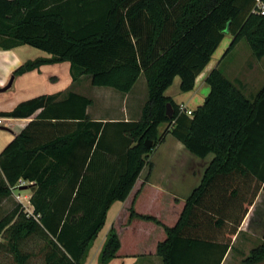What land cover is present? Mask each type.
I'll use <instances>...</instances> for the list:
<instances>
[{
    "label": "trees",
    "instance_id": "trees-1",
    "mask_svg": "<svg viewBox=\"0 0 264 264\" xmlns=\"http://www.w3.org/2000/svg\"><path fill=\"white\" fill-rule=\"evenodd\" d=\"M257 5V0H0V49L30 46L52 56L24 63L13 78L69 62L74 82L87 78L122 94L141 75L147 83L139 121H92L87 114L92 99L72 91L0 113L31 119L0 153V205L21 182L34 189L31 212L17 203L0 215V264H31L38 257L43 264H84L112 204L129 197L143 170L152 168L148 156L169 134L196 157L214 158L178 224L166 228L158 255L163 264H222L264 188V88L250 100L214 68L206 78L210 94L191 117L166 91L177 77L182 93L193 91L226 34L233 40L225 55L245 40L255 58L263 59L264 14ZM163 124L168 128L160 134ZM147 140L154 142L150 149ZM120 247L112 230L101 264L116 258ZM262 261L264 239L244 263Z\"/></svg>",
    "mask_w": 264,
    "mask_h": 264
},
{
    "label": "crops",
    "instance_id": "crops-1",
    "mask_svg": "<svg viewBox=\"0 0 264 264\" xmlns=\"http://www.w3.org/2000/svg\"><path fill=\"white\" fill-rule=\"evenodd\" d=\"M232 40L231 34L225 35L211 62L197 78L193 91L188 93L170 92L173 86H178V88L180 86V78L177 77L173 86L166 91V96L176 104L183 105L188 111L193 112L202 106L211 91L206 83V78L214 68L221 67L224 57L228 55L225 53ZM27 47L30 46H20L11 50L0 49V113L10 112L18 104L42 95L72 91L92 99L93 104L87 109V114L92 121L106 123L139 121L141 119L142 110L147 100V83L142 81L144 75H141L128 94L119 95L112 91L113 88L101 87L102 89L97 91L98 95L109 99L107 105L109 107L105 108L106 112L104 113L96 112L97 97L91 96L90 88H88L91 81L86 78L74 82L69 62L44 64L34 71L13 78V73L17 68L28 61L37 60L32 56L37 54ZM46 54L39 57L41 59L52 58L51 55ZM138 86H141L139 91ZM85 87L88 88L87 92H85ZM2 119L11 123L8 128L12 132L13 138L31 120ZM213 158L212 154L205 159L196 157L187 151L180 141L169 134L153 155L152 168L148 166L147 176L142 175L143 170L129 197L123 202H115L109 209L102 231L107 230L96 254L98 261L110 232L115 230L121 247L116 258L108 264H163L162 258L158 255V246L167 240L166 228H174L178 224L187 200L201 185ZM28 189H31V198L34 189L33 187ZM133 211L138 215L154 217L161 225L134 216ZM229 224L231 225V223ZM263 239L264 188L259 192L234 235L231 247L222 264H245V259L262 243ZM257 264H264V261Z\"/></svg>",
    "mask_w": 264,
    "mask_h": 264
},
{
    "label": "rangeland",
    "instance_id": "rangeland-1",
    "mask_svg": "<svg viewBox=\"0 0 264 264\" xmlns=\"http://www.w3.org/2000/svg\"><path fill=\"white\" fill-rule=\"evenodd\" d=\"M230 47V46H229ZM30 51L34 52V54L37 55H32L33 58L39 59V56H44L47 55L45 52L32 48V47H27ZM226 54V53H225ZM224 62L222 63L220 69L222 70L223 74L232 82L236 83L237 86L243 91L245 96L253 100L259 93L260 91L264 88V58L263 59H257L253 55L248 43L244 40L241 41L231 52L228 53L227 56L224 57ZM41 59V58H40ZM86 79V78H82ZM142 81L146 83L145 78H142ZM89 93L91 96L95 95L97 97V106H96V112H106V107L109 104V99L107 97H100L98 95V92L101 87H94L92 84L88 86ZM88 88L85 87V92L88 91ZM141 88V86H138V91ZM95 89V93L94 92ZM115 93L119 95H123L122 93L112 89ZM180 92V89L178 86H173V88L170 90V92ZM114 105V104H112ZM111 105V106H112ZM110 106V107H111ZM109 107V106H108ZM107 107V108H108ZM181 107V105H179ZM115 111V110H114ZM185 109V113H186ZM6 124V125H5ZM4 125L0 126V153L4 150V148L13 140V134L9 130L7 125H10L11 123L7 122ZM2 127H5L7 129H2ZM168 128L167 124L161 125L159 128V133L162 134L166 129ZM158 148V147H157ZM157 148L148 156L147 161L151 163L152 157L157 151ZM149 170L148 166L144 169L143 176H147ZM28 183H25L24 186L20 187L22 189H14L13 194L10 198L6 199L3 201V203L0 205V215L5 214L12 208L17 203H21L24 207V209L28 212H31L33 210L31 204H30V193L31 189H28L29 187ZM28 189V190H25ZM107 230V229H106ZM102 231L100 234L98 240L92 247L88 261L85 262L84 264H101L100 258L99 261L96 258L97 250L99 247V244L101 243V239L104 236L105 231ZM30 250L35 249V245H29L27 247ZM6 264V262H3ZM31 264H43V261L41 257H38L36 259H33Z\"/></svg>",
    "mask_w": 264,
    "mask_h": 264
},
{
    "label": "built area",
    "instance_id": "built-area-1",
    "mask_svg": "<svg viewBox=\"0 0 264 264\" xmlns=\"http://www.w3.org/2000/svg\"><path fill=\"white\" fill-rule=\"evenodd\" d=\"M257 2H258V8L260 9V12L262 13V14H264V4L261 2V0H257ZM180 109H181V111H185V107L183 106V105H181V107H180ZM186 114L188 115V116H192V111H186ZM8 121L7 120H5V119H2V118H0V126H2V125H4L5 123H7ZM6 125V124H5ZM4 125V126H5ZM8 126V125H7ZM25 185V182H21L20 184H19V186L18 187H22V186H24Z\"/></svg>",
    "mask_w": 264,
    "mask_h": 264
},
{
    "label": "water",
    "instance_id": "water-1",
    "mask_svg": "<svg viewBox=\"0 0 264 264\" xmlns=\"http://www.w3.org/2000/svg\"><path fill=\"white\" fill-rule=\"evenodd\" d=\"M167 115H168L169 117H172V115H173V109H172V105H171L170 103L167 104ZM2 129H7V128L2 127ZM145 144H146V147H147L148 149H150V148L153 146L154 142H153V141H149V140H147ZM21 189H22V188H21Z\"/></svg>",
    "mask_w": 264,
    "mask_h": 264
}]
</instances>
